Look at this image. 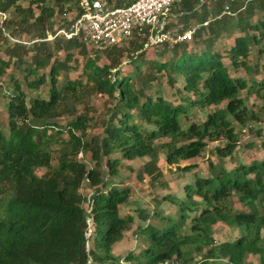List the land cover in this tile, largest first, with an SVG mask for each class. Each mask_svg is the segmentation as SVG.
Listing matches in <instances>:
<instances>
[{
	"label": "trees",
	"instance_id": "trees-1",
	"mask_svg": "<svg viewBox=\"0 0 264 264\" xmlns=\"http://www.w3.org/2000/svg\"><path fill=\"white\" fill-rule=\"evenodd\" d=\"M79 1L28 0L21 5L0 0V10L8 12L6 34L0 30V35L18 40L5 47L0 77L10 64L21 74V79L10 76L5 127L0 122V264H157L166 259L264 264V142L261 158L244 163L235 158L237 129L264 116V62L259 63L264 0L175 3L187 22L192 17L197 23L207 20V36L194 38L206 27L200 26L192 48L179 42L171 49H143L145 39L133 36L128 40L139 39L137 49L125 42L88 52L77 38L54 35L61 26H54L53 16L78 11ZM108 1L124 6L132 0ZM22 36L28 39L22 41ZM223 37L230 38L227 46ZM78 54L79 72L69 78L67 72L75 69L70 60ZM238 68L242 74L231 72ZM158 72L171 87L181 78L178 101L150 94ZM22 82L31 90L47 84V96L26 97ZM93 95L113 100L100 133L87 130ZM250 96L261 102L255 111L246 104ZM195 110L203 117L189 119ZM63 115L69 117L64 127L56 121ZM211 142H216L212 151L217 158L228 156L231 165L208 161L207 173L200 175L194 159ZM160 153L168 168L192 172V179L179 197L167 193L158 199L175 204L173 214L162 207L138 213L156 221L136 228L138 248L114 252L112 245L132 222L129 213H119L130 189L114 176L122 161L141 159L135 178L152 184L163 174ZM40 167L44 172L38 175ZM233 195L246 210L232 207ZM217 223L238 228L239 234L215 242ZM248 255L257 261L246 260Z\"/></svg>",
	"mask_w": 264,
	"mask_h": 264
},
{
	"label": "rangeland",
	"instance_id": "rangeland-1",
	"mask_svg": "<svg viewBox=\"0 0 264 264\" xmlns=\"http://www.w3.org/2000/svg\"><path fill=\"white\" fill-rule=\"evenodd\" d=\"M28 0H18V2L21 5H26ZM127 1V0H126ZM125 1V2H126ZM213 0H210V4ZM216 1V0H215ZM214 3V2H213ZM212 3V4H213ZM124 3H117V6L123 5ZM175 4V3H174ZM172 4L169 8V10L173 13L177 12L176 6L173 7ZM225 6V5H224ZM172 8V9H171ZM225 10V8H223ZM35 12H37L36 9H34ZM72 11L66 13H56L53 16V23L54 26H61L63 28L67 27L68 25V18L71 17ZM210 17V16H209ZM193 21L195 17H192ZM180 21H182L184 24H188V20L183 18L182 16H179ZM197 23V22H193ZM233 30V27H232ZM209 31L208 26L200 28L199 34H197V41H200V39L204 36H207ZM238 29H234L233 32L236 33ZM5 35H0V58L6 59V55L4 53L5 47H9L8 44L14 42L15 38H7L4 37ZM2 37V38H1ZM22 41H26L28 39V36H22L20 37ZM3 39H7V42L5 43ZM13 39V40H12ZM131 44L136 49L140 47V41L139 39H132L128 41H123L122 43L125 44ZM230 42V38L223 37L221 39V43L223 45L227 46ZM188 45H191V41L187 42ZM192 48V45L190 46ZM85 50L88 52L89 49L85 48ZM149 50V49H148ZM91 51V50H89ZM119 51V50H118ZM254 49L251 53L252 60L254 58ZM148 54L152 53V50H149L147 52ZM61 55L58 54V56ZM101 60H104V57H101ZM100 61V60H99ZM225 61V59H224ZM251 62V59H250ZM264 62V54L260 58L259 63ZM80 63H81V56L78 54L76 60H70V65L74 66L75 69H71L67 72V75L69 78H72L76 76L80 69ZM124 64L121 63L119 66H123ZM233 72H237L238 74H242V69L238 68L236 70H232ZM10 76H14L15 78L21 79L20 71L17 67H15L14 64H10L7 69L5 70L4 75L0 77V122L2 127H5L6 124V114H5V106L7 102V96L9 92L12 89L11 79ZM61 76L58 77V79ZM31 78V77H30ZM157 82L154 83V85L151 83V89L150 94L153 96L155 93L161 94L163 97L172 100V101H178L179 92L176 91V88L179 87V83L181 78L177 79V83L174 86H169L166 81L165 77L160 76V72L157 74ZM22 89L26 94V97L30 96H39V97H46L47 96V84H42L35 90L28 89L24 86L22 82ZM242 95H244V92H241ZM113 100L111 98L106 97L105 95H93L90 99L89 107L87 110V130L88 133H100L102 130V119L105 118V115H107L106 108L110 103H112ZM260 100L255 96H250L247 98V106L255 111L257 107L260 104ZM264 113H261L263 115ZM190 118L193 120H197L199 118L203 117V114L199 111H194V113L189 114ZM69 120V117L66 115H63L59 117L56 121L61 126H65L66 122ZM250 124V125H248ZM247 125L242 127L241 129H237L239 133V144L235 151V158L236 160L240 162H247L250 158L259 159L263 156V150L260 146L261 141L264 142V116H262L260 122H249ZM216 142H211L207 144V147L202 152V156L197 157L194 159L195 162H197V173L200 175H204L207 173V164L208 161H212L214 163L221 161L225 167H230L231 159L227 156L220 160L217 158V156L212 151V146ZM56 145L53 144L52 147H55ZM159 167L161 168L163 174L156 182H153L152 184L147 181V179H143L141 181L136 180L135 178V171L138 169V166L141 164V159H134L131 161H122V164L118 168V172L114 176V180L117 182H121L123 184H126L129 189V197L125 204L119 206V213L120 214H127L129 213L132 216V222L129 226V229L124 233L123 238L121 241H119L117 244L112 245V249L114 252H121L124 251L127 248H133L136 249L140 245V239L139 236L136 238V228L139 225H144L146 223L155 224L156 221L152 220V218L143 219L140 218L139 212L144 211L145 213H150L153 209L157 207H162L163 211L166 210L168 213L173 214V211L175 209V204H172L170 206L167 202H160L158 200L160 197H162L163 194H172L176 193V196L179 197L182 194V186L185 182H190L192 179V175L190 172L185 173H179L177 171L173 170V165L168 168L166 163L163 160V156L160 153L159 156ZM51 163H55L54 156L52 155ZM183 162L181 165H183ZM36 174L40 175L44 172V168L40 167L35 170ZM85 192V189L82 190ZM231 205L234 209L237 210H246L247 208L237 201L235 195L232 196ZM236 234H239L238 228L231 227L228 225H225L223 223H217L213 226L212 229V237L215 242L223 241V240H230L236 236ZM198 259V256L196 254H193V261H196ZM245 259H249L251 263H255L257 261V256L250 257L249 255L245 257ZM219 262V264H224V262ZM209 264H216L215 261L209 263Z\"/></svg>",
	"mask_w": 264,
	"mask_h": 264
},
{
	"label": "built area",
	"instance_id": "built-area-1",
	"mask_svg": "<svg viewBox=\"0 0 264 264\" xmlns=\"http://www.w3.org/2000/svg\"><path fill=\"white\" fill-rule=\"evenodd\" d=\"M179 1L132 0L124 6H114L108 0H80L79 10L68 18L67 27L58 28L54 35L75 37L87 49L97 51L118 45L133 36L145 39L143 49H171L179 42L191 41L200 26L207 25V20L188 24L180 21L178 17L181 12L173 13L169 10L172 4ZM7 18L8 12L0 10V30L4 34L3 22ZM157 264L186 263L178 259H166Z\"/></svg>",
	"mask_w": 264,
	"mask_h": 264
},
{
	"label": "crops",
	"instance_id": "crops-1",
	"mask_svg": "<svg viewBox=\"0 0 264 264\" xmlns=\"http://www.w3.org/2000/svg\"><path fill=\"white\" fill-rule=\"evenodd\" d=\"M178 12V11H177ZM179 12H181V11H179ZM181 16V15H180ZM178 19H179V17H178ZM180 20V19H179ZM190 22H194L193 20H190ZM149 51V50H148ZM239 230V229H238ZM237 235V234H236ZM233 239V238H232ZM252 257V256H251Z\"/></svg>",
	"mask_w": 264,
	"mask_h": 264
}]
</instances>
